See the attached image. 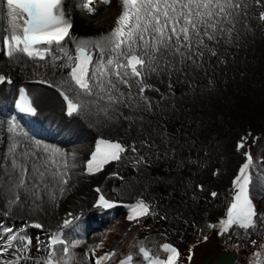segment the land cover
I'll return each mask as SVG.
<instances>
[{"label": "bare ground", "instance_id": "bare-ground-1", "mask_svg": "<svg viewBox=\"0 0 264 264\" xmlns=\"http://www.w3.org/2000/svg\"><path fill=\"white\" fill-rule=\"evenodd\" d=\"M115 4L122 10L120 0H115ZM64 7L68 14H73L77 18V37L81 39H97L100 36L108 34L115 26L116 18L120 14L117 13L114 17H112L113 14H110L106 16V18L103 17L98 19L95 17L85 18L80 15V17L78 16L75 2L68 3ZM255 11L254 0H251L248 12L254 13ZM230 14L231 15H229L226 20L229 26L227 27L229 29L227 31L228 38L236 35L242 28L239 25L234 27V23H237L241 19L240 12L237 10L232 11ZM246 17L250 21V26L245 28L251 31H243L237 35L242 38L240 50L242 49L241 44L245 43L246 47L244 51L246 53L260 55L264 61V52L261 49L264 43H256L250 37L255 33V30L259 31L261 27H259L248 14H246ZM109 19L111 20L110 22L108 21ZM17 22L19 23V19ZM5 25V31L8 32L9 24L6 11H4V15L1 18L0 27L3 29ZM220 37L222 39V34H220ZM65 44L67 45L68 51L73 53V48L70 47L68 43ZM59 54H61L63 60L51 69V73L56 80L61 81L63 80V76L69 71V68L63 66L68 63L67 58L63 56V53ZM98 57L99 53L97 58ZM11 61L12 66L8 65L3 68H10L11 75L16 78L22 77L23 79L30 74L34 75L39 72L38 68L28 63L26 65L17 62L16 58H12ZM235 73L233 69L230 70V80L227 86L236 93L242 94L243 90L239 89V84L235 82ZM243 78L245 80L246 76ZM110 79L109 77V80ZM99 87L102 97L106 98L107 102L92 108L94 114H92L91 120L89 121L90 126H95V124L98 123L102 127L108 129L114 128L124 134L138 131L148 133L152 137L153 144L163 149V153L156 161H148L143 165L128 167L124 171V176L127 179L125 186H118L115 181L111 184L118 190L130 191L131 196L140 192L150 193L152 190L168 195L170 194V189H173L175 192L174 187H176L177 191L180 193L179 197L173 200L174 196L172 195L167 201V206L174 207L179 218L174 219L171 223L167 222L168 218L161 219L160 223L152 227L150 233L155 237V243H159L163 239L162 235L167 234L168 237H172L185 248L189 245L192 251L189 256L190 259H188L186 264H198V256L205 250L203 249L205 244H200L196 239L205 240L206 237L204 234L202 211L204 208L210 207L211 204L209 202L202 204L189 201V194H183L182 188L184 186V181L190 179L195 181H198V179H206L210 184L216 183L211 177L209 179L207 173L208 171L212 172L213 168L217 166L221 155H226L228 159H231L234 144L232 145L228 134L234 132L233 134L235 136L236 131L234 130L236 128L232 127L229 132H222L212 141L214 144L213 148L210 143L201 139L200 146L197 144L196 147H193L196 150H190L188 141L193 132L180 129L176 122L162 119L152 109L149 102L142 104L139 107L138 113L130 114L127 111L126 102L121 100L118 95L120 93V87L114 80L111 81L110 86L100 83ZM115 89H117L118 94L115 93ZM52 94L53 93L45 90H39L38 99L39 103L44 108L51 109L57 114L61 107V102L58 99L56 100ZM113 101H115V110L113 113H109L106 110V105ZM243 121L253 124L256 128H262L264 125V114L259 115L248 112L243 118ZM47 128L65 137H70L74 133L73 128H69L68 130L63 129L60 125V121L55 119L47 125ZM181 133L185 135L183 138L180 137ZM84 136L87 137V134L84 133ZM201 137H203V135H201ZM208 139L210 140V138ZM88 140L89 139H86L84 142ZM40 148L47 150L54 148L55 157H46V153L42 152L43 150ZM18 149H20L18 152H14ZM86 149L87 148H84L81 143H78L73 150H70V154L66 155L65 152L61 153L60 148L57 146H48L36 142L31 140L18 128H6L0 124V151L4 153L1 173V205L15 212L16 221L18 223L24 222L36 215H40L47 224H57L60 212L65 208V205H63L64 201H67V205L80 207L87 203L90 196L88 195V190L85 185L77 186L74 191L69 194L68 199H65L62 195L67 185L70 183L76 185V183L79 182L77 174L79 155H76V151H86ZM191 157H195L196 161L192 163L190 161ZM215 157H217V161ZM47 161L48 164H46ZM203 161H210L209 168L206 169L207 171L199 170ZM26 174L28 176H24L25 178L19 177ZM17 176L23 183L15 179ZM64 181H67V183ZM4 185H7L10 190H14L18 187L23 188L25 194L24 201L22 200L20 205H15L11 201L8 193H6ZM63 185L65 187L60 191ZM61 207L62 209L60 210L59 208ZM2 233L3 232L0 231V236ZM117 237H119L117 231H108L103 237L101 233L97 234V237L89 242L84 238V233L83 239H81L80 233L75 231L72 234V239L74 244L81 250V257L77 260L76 264L95 263L96 254H94L95 252L93 250V254H89L88 247L94 244L96 245L97 238L101 239V244L98 248H108ZM40 249V246L31 249V256L37 259L39 256L38 253L41 251ZM225 251L228 250L214 247L212 255L213 253L218 255ZM0 253H3L0 255V264H4L8 257L5 252L0 251ZM86 254L88 255L87 259ZM194 255L195 258L193 260L192 258ZM243 261L244 258L241 259V262Z\"/></svg>", "mask_w": 264, "mask_h": 264}, {"label": "snow or ice", "instance_id": "snow-or-ice-1", "mask_svg": "<svg viewBox=\"0 0 264 264\" xmlns=\"http://www.w3.org/2000/svg\"><path fill=\"white\" fill-rule=\"evenodd\" d=\"M80 2L83 9L88 12L93 11L91 6L93 0H80ZM104 2L108 3L109 0H104ZM0 5H3L0 13L6 9L9 24L8 34L0 35V40L7 47L5 54L13 58L15 53H24L28 57H38L44 60L45 53H48L55 67V62L61 59L56 53H63L68 61L63 66L70 68L71 81L87 96L93 95L95 85L92 82L98 81L96 73L101 76L108 74L106 71H101L102 68L107 67L112 68V74H115L125 86L131 88L137 85L142 95L147 88L151 87L144 81L145 73L157 71L154 65L159 64L157 54L160 53L161 48L171 49L172 55H179L188 60L193 59V56H202L203 51L200 49L211 51L201 37H207L209 41L215 40L217 25L221 23V20L215 17L223 14L222 19L227 20L230 15L227 9L233 6L231 0H121L122 10L116 18L115 26L108 34L97 39H81L70 33L71 17L63 6V0H0ZM261 18L264 19V14ZM18 19L22 20V23H18ZM208 29L212 31L209 32ZM0 31L3 29L0 28ZM145 34L151 38V42ZM173 37L175 44H173ZM66 38L75 44L74 54L68 51L65 44ZM40 45L47 47L40 48L38 47ZM53 45L55 48L52 47ZM89 48H94L99 53L95 62V70L91 74L89 67L93 64V56ZM181 49L186 51L182 52ZM212 55H215L214 51ZM4 80L5 77L0 75V83ZM69 91H73L71 84H69ZM61 95L66 101L67 115L79 113L84 107L80 100V93H75L70 97L62 91ZM142 98L147 99L143 95ZM19 107L21 111L35 114L36 109L31 103L27 106L19 105ZM128 151L135 153L138 148L134 143L124 145L121 142L105 140L97 142L95 152L92 153L87 163L88 173L95 174L102 170L104 164L121 161V154ZM141 159L143 157L138 158L137 162ZM250 163L251 157L240 168V175L234 181L237 192L227 210V219L221 221L224 232H227L229 226L232 225L243 229L255 227L257 211L248 189L251 183V176L247 172ZM64 182L67 183V181ZM211 195L215 197L217 193L212 192ZM16 199L19 200V197ZM99 200L100 205L105 208L113 206L103 196ZM130 211L129 219L131 220L137 216L149 214V205L141 200L132 206ZM70 223L71 221L65 220L64 226L67 227ZM32 226L42 227L39 224ZM0 231L11 232L12 229L0 228ZM16 239L17 237L12 235L9 238L8 247H11V241ZM56 244L64 245L59 249L64 253L59 260L56 259ZM75 246L74 243L70 246L65 245V241L58 234L54 235L52 251L48 253L42 264H53L54 260L56 264H70L71 258L65 257L69 253V247ZM4 250L7 251V248ZM163 250L170 255L163 258L150 257L148 251L141 249V252L149 264H175L179 256L176 248L164 244ZM108 258L107 256L100 258L96 264H100L101 259ZM132 260L133 257L129 255L127 261H122L121 264H131ZM4 264H11V262H4Z\"/></svg>", "mask_w": 264, "mask_h": 264}, {"label": "rangeland", "instance_id": "rangeland-1", "mask_svg": "<svg viewBox=\"0 0 264 264\" xmlns=\"http://www.w3.org/2000/svg\"><path fill=\"white\" fill-rule=\"evenodd\" d=\"M95 6L98 7V6H99L98 3H96ZM80 9L83 11V8L81 7V4H80ZM116 9H117V8L114 6L111 10H108V11H110V12H106V13L102 14V16H103V17L105 16V18H106V16H109L110 14H111V15L113 14L112 17H114L115 14H116ZM80 14L84 15L82 12H80ZM102 16H101V17H102ZM103 17H102V18H103ZM108 21L110 22L111 20L109 19ZM15 179L18 181V180H19L18 176L15 177ZM4 189H5L6 191H9V192H10V188H9L7 185L4 186ZM20 190H23V188H21ZM94 247H95V246H94ZM94 247H90V249L92 250Z\"/></svg>", "mask_w": 264, "mask_h": 264}]
</instances>
